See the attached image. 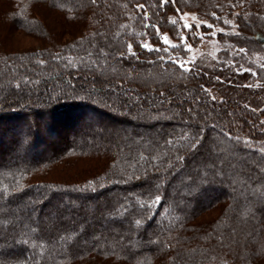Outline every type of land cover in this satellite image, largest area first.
<instances>
[{
	"label": "trees",
	"instance_id": "16d2710c",
	"mask_svg": "<svg viewBox=\"0 0 264 264\" xmlns=\"http://www.w3.org/2000/svg\"><path fill=\"white\" fill-rule=\"evenodd\" d=\"M3 30L37 43L0 36V264H264V0H0Z\"/></svg>",
	"mask_w": 264,
	"mask_h": 264
},
{
	"label": "rangeland",
	"instance_id": "374dc122",
	"mask_svg": "<svg viewBox=\"0 0 264 264\" xmlns=\"http://www.w3.org/2000/svg\"><path fill=\"white\" fill-rule=\"evenodd\" d=\"M187 14V15H185ZM193 17H195V19H193ZM178 18L180 20V23H182V25L184 26L185 23L191 25V27H194L196 30L197 35L199 36L201 34L200 32V28H201V20L198 18V16L196 15L195 12L193 11H183L178 15ZM197 25H200L199 27H197ZM185 28V27H184ZM187 29V28H185ZM192 29V28H191ZM9 30H3L0 33V36L4 34V39L6 42H8V44L12 47V49H22V48H30L31 46H36V41L30 39V38H25V37H19L20 35H22L23 33L17 31L16 34L15 31L14 32H8ZM211 34L213 32L217 33V29L216 28H212L211 30ZM167 36V35H163ZM168 40H169V44L170 45H177L178 41L172 40L167 36ZM180 42H182L183 46L185 49H187V54L179 57L178 62H180L181 64H188L192 61H194L196 58L198 57H202L205 61H213L216 60L217 58V51L220 48L221 43L216 39V34L215 35H211L210 38H204V37H200L198 39L197 43H194V45L189 44L188 42H184L182 41V39L180 40ZM179 42V43H180ZM220 43V44H219ZM169 46V45H168ZM256 54H253L254 58H259L258 54L259 52H253ZM75 133V135L78 136H85V137H94L93 132L90 130V127L86 130H79L78 128L75 129V131H73ZM75 140V139H74ZM51 142H54L51 141ZM76 169L71 168H62V167H55L52 171H47L44 172V174L42 175L43 179H49V180H55V181H66L69 180V178H73L76 176V174L74 173ZM75 179H79V178H75Z\"/></svg>",
	"mask_w": 264,
	"mask_h": 264
},
{
	"label": "snow or ice",
	"instance_id": "6c2138e0",
	"mask_svg": "<svg viewBox=\"0 0 264 264\" xmlns=\"http://www.w3.org/2000/svg\"><path fill=\"white\" fill-rule=\"evenodd\" d=\"M169 2H171V3H175V0H160V5H161V7H164V6L167 5ZM93 3H95V0H93ZM144 7H145L144 5H138V6H137L138 9H143ZM185 15H187V14H185ZM213 15L215 16L214 13H213ZM145 19H147V15H145ZM193 19H195V17H193ZM170 22L173 23V24L176 23L175 20H171ZM225 23H226V24H231L232 21L226 20ZM199 26H200V25H197V27H199ZM145 27H155V26L150 25V24H146ZM184 27L187 28V29H189V30L191 29V25H189V24H187V23L184 24ZM208 27H212V26H211V25H208ZM157 31H158V28H157ZM221 31H222V30H221ZM215 34H216L215 32L212 33V35H215ZM236 34H238V33H236ZM181 39H182V41H184V42L187 41V37H181ZM162 43L165 44V45H169V47H176L175 45H170V44H169V40H168L167 36L162 37ZM141 46H142L144 49L149 50V51H152V50H158V49H152V48L150 47V45L147 44V43H144V44H142ZM168 50H169L168 48H165V49H164L165 52H167ZM239 51H240L241 53H243V52L245 51V49H239ZM128 52H129V54H131V55H136V54L132 51V45H129V46H128ZM180 67L183 68V65H180ZM184 70H185V71H191V69H184ZM217 79H219V78H217ZM169 143H171V141H169ZM198 143H199V141L197 142V144H194V145H193V148H194V149L198 146ZM179 159H183V157H180ZM159 200H160V197L157 196V197H156V201H154V202H159ZM137 223H139V221H137Z\"/></svg>",
	"mask_w": 264,
	"mask_h": 264
}]
</instances>
